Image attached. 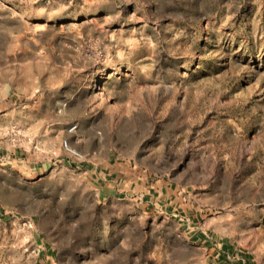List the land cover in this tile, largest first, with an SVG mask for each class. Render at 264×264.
Returning a JSON list of instances; mask_svg holds the SVG:
<instances>
[{
    "label": "rangeland",
    "instance_id": "rangeland-1",
    "mask_svg": "<svg viewBox=\"0 0 264 264\" xmlns=\"http://www.w3.org/2000/svg\"><path fill=\"white\" fill-rule=\"evenodd\" d=\"M0 264H264V0H0Z\"/></svg>",
    "mask_w": 264,
    "mask_h": 264
},
{
    "label": "built area",
    "instance_id": "built-area-1",
    "mask_svg": "<svg viewBox=\"0 0 264 264\" xmlns=\"http://www.w3.org/2000/svg\"><path fill=\"white\" fill-rule=\"evenodd\" d=\"M64 146L65 148L71 152L72 155L76 156V157H82V153L79 152L77 149H74L71 145H69L68 141H64Z\"/></svg>",
    "mask_w": 264,
    "mask_h": 264
}]
</instances>
